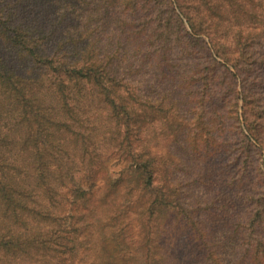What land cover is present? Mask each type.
Masks as SVG:
<instances>
[{
    "label": "trees",
    "instance_id": "16d2710c",
    "mask_svg": "<svg viewBox=\"0 0 264 264\" xmlns=\"http://www.w3.org/2000/svg\"><path fill=\"white\" fill-rule=\"evenodd\" d=\"M0 264H264V0H0Z\"/></svg>",
    "mask_w": 264,
    "mask_h": 264
},
{
    "label": "rangeland",
    "instance_id": "374dc122",
    "mask_svg": "<svg viewBox=\"0 0 264 264\" xmlns=\"http://www.w3.org/2000/svg\"><path fill=\"white\" fill-rule=\"evenodd\" d=\"M123 166H124V163H121L118 161L115 162L112 160L110 162V171L112 172L114 176H116Z\"/></svg>",
    "mask_w": 264,
    "mask_h": 264
}]
</instances>
